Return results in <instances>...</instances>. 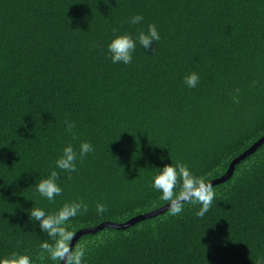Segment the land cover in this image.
I'll return each instance as SVG.
<instances>
[{"label": "trees", "instance_id": "trees-1", "mask_svg": "<svg viewBox=\"0 0 264 264\" xmlns=\"http://www.w3.org/2000/svg\"><path fill=\"white\" fill-rule=\"evenodd\" d=\"M136 13L144 22L131 26ZM147 23L161 35L153 51L138 45L130 65L112 64V30ZM193 71L200 82L190 89L183 77ZM262 137L264 0H0V253L53 264L40 257L46 237L28 222L30 199L46 211L86 202L70 221L75 234L122 224L166 205L150 182L169 157L211 182ZM80 141L95 151L60 173L55 201L40 197L30 185ZM213 188L203 218L186 204L179 216L105 227L74 246L87 244L86 264H254L264 256V142Z\"/></svg>", "mask_w": 264, "mask_h": 264}, {"label": "clouds", "instance_id": "clouds-1", "mask_svg": "<svg viewBox=\"0 0 264 264\" xmlns=\"http://www.w3.org/2000/svg\"><path fill=\"white\" fill-rule=\"evenodd\" d=\"M144 19L142 14L136 13L127 17L126 22L131 26L141 25ZM112 32L113 35L106 45L107 59L112 64L130 65L138 45L145 50L152 48V45L161 40L160 32L154 23H147L146 28L142 27L134 34L119 33L118 29H113ZM199 82L200 76L194 71L183 77L184 86L190 89L196 88ZM233 101L238 103V97L233 96ZM74 128L73 121L68 119L64 121V130L73 140L76 139ZM94 151L93 144L88 141H80L78 147H74L71 142L63 145L53 161L54 167L50 173L42 178L36 177L34 184L30 186L35 188L40 197L50 202L55 201L63 192L58 182L60 173L77 172V162H82ZM160 159L163 161L164 157ZM169 159L171 163L152 168L154 172L150 187L159 194L160 201L166 202L169 216H179L185 205L189 204L199 206L195 212L198 218L205 217L214 201L217 202L212 184L195 175L186 163L181 161L173 163L170 157ZM30 200L33 202L32 207L24 210L28 215V222L37 224L40 232L46 237L39 244L40 257L52 261L53 264H86L87 244L82 242L72 245L75 232L70 221L86 213L88 204L81 200H72L64 202L54 211H46L43 207L36 206L34 200ZM107 211L105 203L95 204L98 216H103ZM0 264H33V256L23 251L0 253ZM254 264H264V256H258Z\"/></svg>", "mask_w": 264, "mask_h": 264}, {"label": "water", "instance_id": "water-1", "mask_svg": "<svg viewBox=\"0 0 264 264\" xmlns=\"http://www.w3.org/2000/svg\"><path fill=\"white\" fill-rule=\"evenodd\" d=\"M264 142V137H262L258 142H256L255 144H253L247 151H245L244 153H242L238 158H236L235 160H233L230 164H229V167L226 171V173L216 179V180H213L209 183L213 185L215 184H219L221 182H224L226 181L231 175H232V172H233V169L235 167L236 164H238L245 156H247L248 154H250L251 152H253L260 143ZM167 205L153 211V212H150V213H147L145 215H141V216H137V217H134L132 219H130L129 221L125 222V223H122V224H115V223H102L100 225H98L97 227H94V228H90V229H86V230H81L79 232H77L74 237H73V240H72V245H74L75 241L79 238V236L83 235V234H88V233H95L105 227L107 228H112V229H118V230H121V229H125L129 226H132L144 219H147V218H150V217H154L158 214H161L163 213L164 211L167 210Z\"/></svg>", "mask_w": 264, "mask_h": 264}]
</instances>
